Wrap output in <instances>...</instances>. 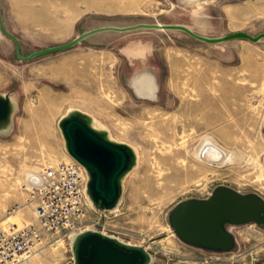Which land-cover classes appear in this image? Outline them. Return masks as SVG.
Here are the masks:
<instances>
[{
    "label": "rangeland",
    "instance_id": "rangeland-1",
    "mask_svg": "<svg viewBox=\"0 0 264 264\" xmlns=\"http://www.w3.org/2000/svg\"><path fill=\"white\" fill-rule=\"evenodd\" d=\"M0 10L23 56L103 24H183L211 37L264 31V0H0ZM146 69L157 80L151 94L135 83ZM0 92L15 101L12 124L0 133V223L6 231L20 228L12 225L17 214L21 224L28 221L23 208L12 215L6 209L30 197L31 176L74 160L58 121L78 108L138 153L117 208L100 212L86 198L85 224L101 214L111 234L146 245L152 264L209 254L224 259L212 260L217 264H264L262 227H230L237 248L221 253L183 244L167 222L175 203L205 198L218 184L264 197V39L206 43L180 30L106 31L25 61L0 30ZM205 137L224 147L230 161H199L194 152ZM64 245L51 249L53 258L71 264L70 241Z\"/></svg>",
    "mask_w": 264,
    "mask_h": 264
},
{
    "label": "water",
    "instance_id": "water-1",
    "mask_svg": "<svg viewBox=\"0 0 264 264\" xmlns=\"http://www.w3.org/2000/svg\"><path fill=\"white\" fill-rule=\"evenodd\" d=\"M138 29L180 30L206 43L232 39H246L256 43L264 39V31L257 35L234 31L211 37L197 33L183 24H103L82 31L68 42L41 48L23 56L17 37L5 28L0 10V30L13 40L16 56L25 61L66 50L97 33H123ZM14 112V100L10 94L0 92V133L9 130ZM93 123L90 114L74 108L60 117L58 126L67 154L85 169L88 180L84 191L91 206L100 212L113 211L121 200L125 176L137 164V152L112 140L106 129L95 128ZM167 222L172 233L183 244L206 251L232 252L237 248V240L230 227L255 224L264 228V197L257 192H241L229 185L218 184L205 198L189 197L175 203L168 212ZM69 248L71 264H152L154 261L152 253L143 245L128 243L114 234L103 233L92 227L73 233ZM175 264L200 263L177 261Z\"/></svg>",
    "mask_w": 264,
    "mask_h": 264
},
{
    "label": "built area",
    "instance_id": "built-area-1",
    "mask_svg": "<svg viewBox=\"0 0 264 264\" xmlns=\"http://www.w3.org/2000/svg\"><path fill=\"white\" fill-rule=\"evenodd\" d=\"M41 177L42 183L33 186L29 198L6 209V215H12L30 207L32 219L11 231L0 226V264H43L41 259L61 264L63 259L55 260L51 249L62 250L61 244L66 245L73 233L92 227L111 234V226L101 214L86 223L88 225L83 222L88 204L84 191L86 172L82 165L70 160L45 166ZM199 260L193 261L217 264L212 260L224 259L209 254Z\"/></svg>",
    "mask_w": 264,
    "mask_h": 264
},
{
    "label": "bare ground",
    "instance_id": "bare-ground-1",
    "mask_svg": "<svg viewBox=\"0 0 264 264\" xmlns=\"http://www.w3.org/2000/svg\"><path fill=\"white\" fill-rule=\"evenodd\" d=\"M201 8V7H200ZM201 16V15H200ZM204 17V16H203ZM15 102V101H14ZM75 109H78V108H75ZM70 110V109H69ZM81 110V109H79ZM93 126L95 128H101V126L95 121L94 119V123H93ZM104 129V128H103ZM61 131V130H60ZM110 138L116 142H119V143H123L124 142H121L119 140H116L114 138H112L110 136ZM127 146H129L131 149L133 148L135 150V148L130 145V144H125ZM137 152V151H135ZM233 153V152H232ZM138 153H136V156H137V159H138ZM194 155L196 156V158L203 162L204 164L206 165H214V164H218V163H222L224 161H227L229 160L230 157H232V155H229L226 150L224 149V147H222L216 140H214L213 137H205L204 139H202V142L200 144V146L198 148H196L195 152H194ZM236 157V156H235ZM235 160V159H234ZM230 161V160H229ZM232 161V160H231ZM139 162V161H138ZM174 165V164H173ZM136 168V167H135ZM85 170V169H84ZM161 175V174H160ZM31 179L33 182H35L36 185H40L42 183V177L41 175L39 174H33L31 176ZM87 175H86V181H85V188H86V183H87ZM86 198H87V201L89 203V205L91 206V203L88 199V196L85 194ZM0 226H2V224L0 223ZM3 228V226H2ZM87 228V227H86ZM4 229V228H3ZM81 231V230H80ZM103 233H105L104 231H102ZM128 242V241H126ZM128 243H131V242H128ZM139 245H143L145 248H146V245L144 244H139ZM146 250H148L146 248ZM149 251V250H148ZM150 252V251H149ZM189 262H194V261H189ZM197 263V262H196Z\"/></svg>",
    "mask_w": 264,
    "mask_h": 264
},
{
    "label": "flooded vegetation",
    "instance_id": "flooded-vegetation-1",
    "mask_svg": "<svg viewBox=\"0 0 264 264\" xmlns=\"http://www.w3.org/2000/svg\"><path fill=\"white\" fill-rule=\"evenodd\" d=\"M156 79L153 74L147 70L139 79L138 87L143 88L148 94L153 93L157 89Z\"/></svg>",
    "mask_w": 264,
    "mask_h": 264
},
{
    "label": "crops",
    "instance_id": "crops-1",
    "mask_svg": "<svg viewBox=\"0 0 264 264\" xmlns=\"http://www.w3.org/2000/svg\"><path fill=\"white\" fill-rule=\"evenodd\" d=\"M145 72H147V69H146V71ZM144 72V73H145ZM143 73V74H144ZM142 74V75H143ZM141 75V76H142ZM140 76V77H141ZM139 77V78H140ZM138 78V79H139ZM138 79L136 80V86H137V88L142 92V93H144V94H148L147 92H145V90H143V88H140V87H138ZM157 90V89H156ZM22 211H23V215L24 216H26L27 218H28V221H30L31 219H32V212H31V208L30 207H24L23 209H22ZM27 221V222H28ZM27 222H22V224H21V220H20V218H19V215L17 214V216H16V218H15V221H14V223L12 224V225H14V226H19L20 225V227H22L25 223H27ZM236 240H237V238H236Z\"/></svg>",
    "mask_w": 264,
    "mask_h": 264
}]
</instances>
